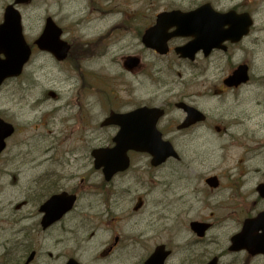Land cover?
Listing matches in <instances>:
<instances>
[{
	"label": "rangeland",
	"instance_id": "obj_1",
	"mask_svg": "<svg viewBox=\"0 0 264 264\" xmlns=\"http://www.w3.org/2000/svg\"><path fill=\"white\" fill-rule=\"evenodd\" d=\"M12 1L0 0V23L5 6ZM241 1L246 0H212L224 7ZM248 2L253 4L255 19L251 85L240 94L227 92L216 98L208 93L213 85L221 86L231 70L228 55L219 53L220 59L205 74V85L189 88L181 84L176 89V94L204 90L200 107L215 120L178 138L181 161L173 159L154 168L147 161L150 158L135 156V166L124 178V189L139 193L147 202V210L134 228L140 230L141 244L148 245L142 252L166 243L174 251L167 264H206L220 252L221 264H264V256L250 257L246 252L234 253L228 248L231 236L241 229L244 219L264 209V199L257 190L264 179V0ZM150 3L151 0H38L20 6V10L30 44L42 32L48 15L63 28L66 40L77 41L75 47L79 48L80 41L95 42L102 34L106 36V57L94 62V75L100 78V85H104L103 80L112 84L113 76L122 100L128 96L132 100L122 91L121 74L129 88H136V94L141 96L154 95L160 81L156 76V82L145 79L141 84L139 77L123 66L125 56L138 52L139 28L144 29L153 20ZM156 4L157 11L169 8L166 3ZM107 15L116 16L107 19ZM241 58V54L236 57ZM82 85L70 64H58L50 54L35 48L23 75L8 80L0 89V116L12 119L19 128L11 140L12 153L22 149L23 158H29L30 149L31 157L43 158V149L55 144L57 159L80 162L90 152L85 137H91L93 147L100 144L97 137L111 138L113 134L108 130L75 131L73 117L79 110L76 98ZM50 91L57 97L50 96ZM101 112L96 106L94 119L101 121L108 115ZM216 124L221 129L215 128ZM8 158L4 156L3 161ZM215 174L221 180L220 189L208 185L207 178ZM93 187L97 189L96 185ZM4 189L5 194L12 190ZM195 220L214 223L204 239L190 227Z\"/></svg>",
	"mask_w": 264,
	"mask_h": 264
},
{
	"label": "flooded vegetation",
	"instance_id": "obj_2",
	"mask_svg": "<svg viewBox=\"0 0 264 264\" xmlns=\"http://www.w3.org/2000/svg\"><path fill=\"white\" fill-rule=\"evenodd\" d=\"M163 1L151 0L152 10H150L153 20L144 29L139 28L138 52L127 55L137 57L139 65L137 64L133 70L125 68L128 73L137 75L141 84L145 79L156 82L157 76L160 81L157 82L158 91L154 95L136 94L137 89L129 88L123 74L120 75V81L124 85L122 91L127 92L132 100L128 99L129 96L122 100L119 91L116 90L117 79L114 77L112 84L107 81V87L102 88L98 83L100 78L94 75L93 67L95 61L106 56V52L98 47L91 55L89 52L87 54L84 64L87 65L86 80L82 82V88L76 98L79 110L73 117V127L75 131L87 133L98 129L102 132L111 131L113 134L111 138L97 137L100 139L97 147L114 145L113 137L120 127L104 125L110 114L129 113L142 107H149L161 111L155 114H164L158 120L157 127L163 133V137L171 141L179 151L178 138H184L189 132L215 118L210 117L203 106L200 107L199 99L204 97V90L197 93L192 90L189 94H176V89L181 88V84H187L189 88L205 85V74L220 59L219 53L228 55L227 64L231 70L223 78V84L219 87L213 85L208 88V93L216 98L227 92L240 94L244 87L251 85L253 27L240 41L225 42V49L214 48L208 54L204 47L193 51L197 45L196 28L199 25L198 21L201 20L199 12L194 14L198 8L210 4L206 12L210 20L208 30L221 33L222 29H228L229 25L222 27L220 14L233 10L237 14L247 13L253 17V4L248 2L250 0L227 7L213 3L212 0ZM156 3L161 5L166 3L169 8L157 11ZM163 11L183 13L181 17H170L166 31L157 33L161 43L168 36V51L164 54L157 49L146 47L142 40L146 30L156 24L158 15ZM178 22L184 24L182 27L184 33H178ZM156 42L158 43L157 40ZM187 45L190 48L183 53L181 49ZM239 54L242 58L237 60ZM84 55L86 53L75 52L70 57L84 60ZM163 61H166L164 66ZM241 65L249 68V81L234 86L227 85L224 79ZM95 90L101 91L104 95L98 94L96 97L101 96L94 100ZM96 106L101 109V114H108L101 121L93 117ZM189 108L199 109L203 114H207L206 119L181 128V125L186 123L188 114H191ZM95 122H98L97 125ZM215 128L221 129V126L216 124ZM16 134L17 132L10 140ZM83 140L86 141L85 146H88L91 152H88L86 158L81 159L80 162L57 159L58 149L55 144H49L51 148L43 149L45 151L43 158L31 157L30 149H27L29 158H23L22 149L13 154L14 145H11V141L8 143L7 149L0 155V264H69L71 260L79 262L77 264H144L159 245L165 246L163 251H171L170 257L174 254L173 248L166 243L156 244L146 253L142 252L148 245L141 244L140 230L134 228L139 225L143 211L146 212L147 202L139 193L124 189V178L134 168L135 156L150 158L147 159L150 164L151 156L148 153L131 150L129 156L132 167L107 179L104 169L95 166L92 156L94 147L90 145L93 140L90 136ZM4 156L9 158L3 161ZM181 158L180 155L175 160L181 161ZM173 159L169 158L167 162ZM94 185L97 189H91ZM4 188H12V190L7 195ZM63 194L71 195L74 200L71 208L61 215ZM134 200L136 205H133ZM200 221L208 222V220ZM210 223L212 229L214 223ZM214 256L221 258L223 253Z\"/></svg>",
	"mask_w": 264,
	"mask_h": 264
},
{
	"label": "water",
	"instance_id": "obj_3",
	"mask_svg": "<svg viewBox=\"0 0 264 264\" xmlns=\"http://www.w3.org/2000/svg\"><path fill=\"white\" fill-rule=\"evenodd\" d=\"M23 1L16 0L15 4ZM205 15L206 13L202 12L196 32L199 33L198 36L203 45L209 48L214 44L220 47V43L226 39H239L240 36L247 33V28L252 24L249 15L247 19L245 17L243 19V16H237L235 12H231L230 14L223 15L221 20L223 25L229 23L233 26L230 32L228 34L224 31L221 34L214 33L208 31L207 23L209 18ZM178 17H181V15L179 14ZM236 21H241V23L234 26ZM178 25L179 27H183L182 23H178ZM153 30L155 28L149 30L148 33ZM62 33V29L49 17L43 33L35 40V44L42 50L52 52L59 60H63L68 54L70 45L61 39ZM237 33L240 36L234 37ZM31 55L32 48L27 43L23 33L22 15L14 4H10L5 8L4 20L0 24V87L7 79L18 77L22 74ZM246 80V69L240 67L227 79V82L229 84H238ZM126 117L136 120L141 119L139 117H150V124L138 126L137 123H133L131 126H126L125 123L127 124V122L124 121ZM159 117L160 114L148 113L112 115L108 123L118 124L122 129L114 139L116 142L115 147L94 151L97 167L104 166L108 178L117 171L127 169L129 166V158L127 157L129 149L150 152L154 156L152 161L154 165H159L170 155H175V150L171 143L164 142L161 139V134L156 129V121ZM197 119H200V117H196L195 114H190L188 117V121H195ZM13 132V125L0 119V152L5 148V139ZM207 182L214 187L219 185V179L216 176L207 179ZM258 191L264 197V183L258 186ZM70 207L63 208V213ZM191 227L202 237L205 236L211 224L193 221ZM231 241L230 250L232 251L247 250L251 255H264V211L260 212L256 217L245 219L242 230L235 234L231 238ZM163 249L164 246H159L145 264H164L171 251H163ZM207 264H219V258L215 257Z\"/></svg>",
	"mask_w": 264,
	"mask_h": 264
},
{
	"label": "bare ground",
	"instance_id": "obj_4",
	"mask_svg": "<svg viewBox=\"0 0 264 264\" xmlns=\"http://www.w3.org/2000/svg\"><path fill=\"white\" fill-rule=\"evenodd\" d=\"M113 16H116V15H113ZM112 15H107V16H105L107 19H108V17H113ZM94 25H96V24H94ZM251 175V174H250Z\"/></svg>",
	"mask_w": 264,
	"mask_h": 264
}]
</instances>
